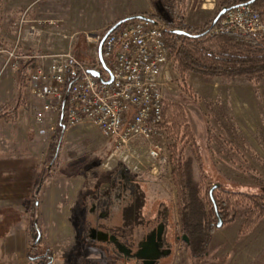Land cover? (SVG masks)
<instances>
[{
  "label": "crops",
  "instance_id": "1",
  "mask_svg": "<svg viewBox=\"0 0 264 264\" xmlns=\"http://www.w3.org/2000/svg\"><path fill=\"white\" fill-rule=\"evenodd\" d=\"M97 2L99 0H80L79 10L81 13L85 12L84 17L88 14L86 18H89L90 11L95 12L94 9L99 5ZM67 5L68 0H0V36L4 39L6 48L22 58L19 69H15L8 55H0V106L14 108L17 105L20 69L28 61L34 59L37 66L41 56L72 50L77 59L87 62L88 57L82 60L77 53L80 40L76 37H85L87 42V36L92 32L76 31L83 26H90V23H81L84 17H80V14L76 23H71L72 16ZM111 11L114 13V19L110 18L100 25L97 31H104L126 17L141 15V12L132 7L128 8L126 3L120 6L112 5ZM212 12L210 8L204 11V14L208 17ZM95 15L98 18V14ZM39 20L47 24L44 26L41 40L35 42L29 40L27 32L31 25ZM90 60L92 61V57ZM45 84L64 89L52 81ZM44 103L45 100L33 96L26 85L24 104L19 109L17 122L7 123L0 120V221L7 216L20 219V222L12 226L0 239V264H29L28 251L32 242L28 222L31 217V204L38 175L45 165L44 156H47L49 149V144L46 147L43 145L44 140L39 135L33 114ZM83 125L86 123L80 126ZM68 131L69 129L65 133L64 141ZM82 136L83 141L90 139V135ZM65 156L64 143L61 165L55 169L53 178L45 182L39 193V226L42 229L43 241L47 240L48 247L53 251V264H100L103 252L117 259L115 261L126 262L128 251H138L144 240L161 224L167 230V241L164 239L163 248L171 251L165 257L173 255L178 247L179 236L175 235V231L165 221L169 213L166 192L162 189L165 184L160 186L145 174L135 176L113 164L102 167L93 166L92 162L85 165L65 162ZM152 203L154 205L151 206ZM76 220L82 221L80 227L76 224L82 243L73 248L79 251L81 246L83 251L88 253L84 254L81 260H76L75 255L69 254L73 252L69 238L76 234L73 226V221ZM200 220L202 221L201 212L192 220L195 226L189 227L193 246H188L194 260L198 257L208 259L209 256L206 247L201 246L203 229ZM242 223L237 224L236 228L227 229L228 233L222 236L220 247L223 250L219 257L215 256L217 264H256L261 258L264 248L259 245V236L264 230L256 227L251 234L241 237L239 232ZM49 225L57 231L52 230ZM215 229L211 239L209 238L212 242L215 240ZM98 233L115 237L116 243L94 238ZM234 233L240 244H235L232 237ZM55 236L58 242L54 241ZM119 247L125 254L119 251ZM59 251L64 252L62 259H58Z\"/></svg>",
  "mask_w": 264,
  "mask_h": 264
},
{
  "label": "rangeland",
  "instance_id": "2",
  "mask_svg": "<svg viewBox=\"0 0 264 264\" xmlns=\"http://www.w3.org/2000/svg\"><path fill=\"white\" fill-rule=\"evenodd\" d=\"M97 3L99 5L97 4L94 9L95 12L90 11L89 18H86L88 14L84 17L85 12L81 13L79 10L80 0H68L67 8L70 16H72L71 23H76L79 14L80 17L82 15L84 17L81 19V23H90V26L78 28L76 33L84 30L92 32L89 36L103 35L105 30L99 32L97 31L98 27L110 18L114 19V13L111 11L112 5L120 6L122 3H126L128 8L132 7L134 10L141 12L142 15L157 16L162 13L164 15L169 14L172 18L182 15L185 25L194 28L203 27L215 17L219 9L217 0H186L184 12L180 0H99ZM210 8L213 12L207 17L204 11ZM95 14H98V18ZM91 16L93 17L90 18ZM68 30H74V28H68ZM78 37L80 41L77 53L80 54V58L83 60L84 57H88L87 62H84L87 65L96 64L97 48L90 49L85 37L77 36L76 38ZM90 57H92V61ZM162 94L165 102L178 103L184 107L193 132L191 140H186L177 146L178 149H183L184 158L188 160L190 168L188 176L189 187L192 192L190 214L192 220L197 217V214L199 215V208H201L200 204L197 203L196 189L202 191L200 202L207 212L209 203L206 195L213 185L219 183L222 177L239 185L264 186V77L260 79V83L256 88L247 79L217 78L211 80L197 74H189L185 80H182L174 61L169 67V72L163 76ZM37 127L40 131V127ZM43 128L45 129L46 126H43ZM52 134L48 132L45 136H41L44 140V147L50 145ZM82 134L90 135V139L83 141ZM64 143L66 144L65 162H76L78 165L92 162L93 166L102 167L113 164L118 169L123 168L120 162L110 158L113 143L107 141L99 130L89 124L69 129L66 141L63 140V146ZM173 144L167 139L165 133L162 137L155 139L153 147L158 153L156 158L149 155L148 145L139 144L135 147L136 156L144 166L142 175H147L152 181L158 182L160 186L165 184L162 189L166 192V201L168 202L166 204L169 209L165 221L175 231V235L179 236L177 250L171 257H163L160 264L163 261H166L165 264H217L215 258L219 257L223 250L220 247L222 236L244 221L245 211L240 209L237 217L229 226L223 224L220 229L216 228L213 242L210 237V239H207L208 259L198 257L197 260H194L190 247L188 246V249L183 241V236L186 234L183 231L182 216L178 206V192L172 177L171 154L168 150V147ZM44 158L46 162L47 156H44ZM55 171L54 169L53 174H55ZM152 205L154 204L152 203ZM36 216V226L40 230L42 239V229L39 226V208L36 211ZM29 223L30 220L28 227ZM81 223V220L73 221L74 225H72L75 227L76 234L69 238V244L72 248L82 243L77 228V226L80 227ZM49 227L55 232L57 231L52 225H49ZM257 228L264 230V220L259 222ZM46 229L47 227H45ZM166 232L167 230H165V237L163 235L165 241H167ZM232 237L235 244H240L236 239V233ZM259 238V245L264 248V231ZM46 241L42 239L41 246L48 247L49 244ZM54 241H59L56 236ZM256 244H258L257 241ZM69 254L75 255L76 260H81L83 259L82 256L88 253H85L80 246L79 251L73 248V252H69ZM57 255L58 259H62L64 252L59 251ZM130 259L136 258L131 257ZM115 260L117 259H113L103 252V257L99 262L100 264H123L119 260ZM134 262L135 260L129 261L127 264H134ZM256 264H264V249Z\"/></svg>",
  "mask_w": 264,
  "mask_h": 264
},
{
  "label": "built area",
  "instance_id": "3",
  "mask_svg": "<svg viewBox=\"0 0 264 264\" xmlns=\"http://www.w3.org/2000/svg\"><path fill=\"white\" fill-rule=\"evenodd\" d=\"M46 24L42 20L34 22L27 32L29 40L40 41ZM165 30L164 24L149 19L130 22L111 34L102 50L113 73L109 85L89 74V70H96L104 74V80L109 79L108 73L99 68L102 35L87 36L90 49L97 48L94 65L77 59L72 50L41 56L26 80L31 94L45 100L33 114L40 136L55 132L66 100L68 129L85 123L97 128L113 143L110 158L120 162L126 171L141 176L144 166L136 156V145H148L149 155L156 158L153 141L163 136L162 79L175 61ZM216 31L262 41L264 20L252 5H240L222 16ZM0 55H8L13 67L19 69L22 58L6 48L1 36ZM48 81L64 89L46 85Z\"/></svg>",
  "mask_w": 264,
  "mask_h": 264
},
{
  "label": "trees",
  "instance_id": "4",
  "mask_svg": "<svg viewBox=\"0 0 264 264\" xmlns=\"http://www.w3.org/2000/svg\"><path fill=\"white\" fill-rule=\"evenodd\" d=\"M183 12L186 8V0H180ZM219 9L215 17L201 28H194L185 25L183 16L172 18L169 14L146 15L154 22L165 25V37L169 42L171 53L175 58L177 72L182 80L189 74H197L206 79H247L253 87H257L260 79L264 77V40L255 41L239 34L217 32L218 24L211 28L215 18L223 7H236L240 5H252L261 14L264 20V0H217ZM134 22V21H131ZM130 23V22H128ZM126 23V24H128ZM122 25L121 27L125 26ZM120 27V28H121ZM111 27L105 29L104 34ZM175 31H183L186 35H178ZM102 35V37L104 36ZM36 68V61H28L20 69V80L18 86V102L14 108L0 106V120L7 123H15L19 117V109L24 104V90L26 80L30 73ZM100 70L103 69L101 63ZM104 74H102V77ZM69 86V85H68ZM68 89V87H67ZM67 104L64 109V119H58L57 129L51 136L47 160L38 175L35 189L41 180L45 182L53 178V170L61 165V152L63 140L68 129L66 121ZM161 130L166 134L167 139L174 144L168 147L173 165L172 177L177 188L178 206L181 213L184 233L190 235L192 224L191 205L192 192L189 187V164L184 158L183 149H178L180 143L193 138V132L184 107L178 103L164 102L163 123ZM50 167V169H49ZM219 187L214 191L215 205L212 202L209 192L206 197L209 209L206 212L202 207L201 190L196 189L197 203L200 204L199 212L202 214L203 238L201 246L206 247L212 231L217 228L218 215L223 219V224L232 223L237 217L239 210L245 211L239 236H247L253 232L261 220H264V186H245L232 183L226 178H221ZM43 187V186H42ZM217 209V213L216 210ZM36 208L35 200L31 204V217L29 232L31 233L32 246L28 251L29 264H53V251L49 247L41 246L42 239L35 244L40 231L35 224ZM18 217H5L0 221V239L10 230L12 226L19 223ZM189 237V246L193 243ZM188 247V243L185 242ZM192 248V247H191ZM193 256V255H192Z\"/></svg>",
  "mask_w": 264,
  "mask_h": 264
},
{
  "label": "water",
  "instance_id": "5",
  "mask_svg": "<svg viewBox=\"0 0 264 264\" xmlns=\"http://www.w3.org/2000/svg\"><path fill=\"white\" fill-rule=\"evenodd\" d=\"M233 8H235V7H232V8L223 7L221 9L220 13L218 14V16L213 21L211 28L215 27L218 24L219 20L222 18V16H224L230 9H233ZM138 20H149V18L146 15L141 14V15H134V16L126 17L122 20H119L113 26H111V28L104 34V36H103V38L99 44V47H98L99 60H100V63L103 67V70L106 73H108L109 79L104 80L102 77V73L100 71L89 70V74L93 75L96 78H99L102 82H104L107 85H109L113 82L112 70L108 67V65L104 61L103 54H102L104 42L106 41V39L111 34H113L115 31H117L122 25H124L128 22H131V21H138ZM175 33L178 35H186L187 34L183 31H175ZM65 104H66V100L64 101L62 113L60 116L61 121L64 119V116H65V113H64ZM49 169H50V167H49ZM43 183H44V181L41 180L39 183V186L35 189V192H34L36 211L39 208V193H40V190L43 186ZM218 187H219V185L215 184V185H213V187L209 191L210 198H211L212 202L214 203V205H215V200H214L213 193ZM215 210L217 213L216 208H215ZM35 224H37V216L35 217ZM222 226H223V219L218 215V223H217L216 227L220 229ZM163 233H164V225L161 224L158 227V229L152 233V235L148 236L144 240V242L139 246V250L132 257L139 259V260L149 261L150 264H155L156 262L160 261L163 257L169 255L171 253L170 250L162 251L163 246H164ZM94 238H98V240H101L104 242L116 243L115 237H108V235L103 234V233L96 234ZM40 240H41V233H40V231H38V236H37V239L35 241V244H37ZM183 241L189 244V238L187 237V235L183 236ZM119 251L121 253L125 254L124 250L121 249V247H119ZM128 252H129V254H131L132 251H128ZM154 252H156V255H149V254H152Z\"/></svg>",
  "mask_w": 264,
  "mask_h": 264
},
{
  "label": "flooded vegetation",
  "instance_id": "6",
  "mask_svg": "<svg viewBox=\"0 0 264 264\" xmlns=\"http://www.w3.org/2000/svg\"><path fill=\"white\" fill-rule=\"evenodd\" d=\"M219 185V184H218ZM167 248H163L162 251H166ZM137 252V249H135L133 252H131V254H129V252L127 253L128 256L126 259V262H123V264H127L129 261H133L135 260L134 264H150L149 261H146V260H137V259H130L135 253ZM133 254V255H132ZM149 255H156V252L152 253V254H149ZM130 259V260H129ZM162 260V259H161ZM160 260V261H161ZM160 261L156 262L155 264H160Z\"/></svg>",
  "mask_w": 264,
  "mask_h": 264
}]
</instances>
